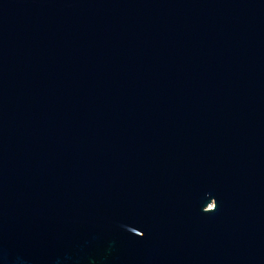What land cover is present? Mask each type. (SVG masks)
Masks as SVG:
<instances>
[{
	"label": "water",
	"instance_id": "95a60500",
	"mask_svg": "<svg viewBox=\"0 0 264 264\" xmlns=\"http://www.w3.org/2000/svg\"><path fill=\"white\" fill-rule=\"evenodd\" d=\"M0 264H264V0H0Z\"/></svg>",
	"mask_w": 264,
	"mask_h": 264
}]
</instances>
